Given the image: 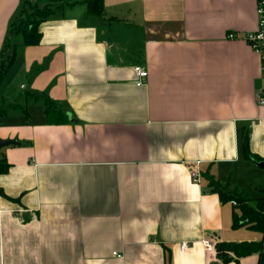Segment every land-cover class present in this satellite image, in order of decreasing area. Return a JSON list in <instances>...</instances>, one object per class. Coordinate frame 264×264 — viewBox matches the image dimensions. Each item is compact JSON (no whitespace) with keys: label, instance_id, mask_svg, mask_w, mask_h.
<instances>
[{"label":"crops","instance_id":"obj_1","mask_svg":"<svg viewBox=\"0 0 264 264\" xmlns=\"http://www.w3.org/2000/svg\"><path fill=\"white\" fill-rule=\"evenodd\" d=\"M26 2L52 8L32 46L10 31ZM258 18L257 0H0V264H258L215 250L263 239L220 196L262 197Z\"/></svg>","mask_w":264,"mask_h":264},{"label":"trees","instance_id":"obj_2","mask_svg":"<svg viewBox=\"0 0 264 264\" xmlns=\"http://www.w3.org/2000/svg\"><path fill=\"white\" fill-rule=\"evenodd\" d=\"M88 13L102 14L103 12V0H84ZM52 12V8L46 6L40 8L38 5H33L26 2L22 8V12L16 22L12 25L10 31L12 34H21L23 36V44L25 46H32L40 43L42 33L39 30V24L46 19ZM10 64H3L0 69V83L3 79V75L7 72ZM47 111H49L54 105L50 99L46 100ZM249 137L246 136L243 139L244 152L246 156L251 155L249 151ZM2 171V170H0ZM211 185L214 190L221 191L218 183L212 179ZM262 197L256 199V207L249 204V196L244 194L233 193L231 195L221 191L220 196L225 201H231L235 207L239 209L240 213H234V225L233 227H240L247 225L263 235L261 241H241V242H225L221 241L215 245L218 258L222 262H228L235 257L249 256L253 253H259L258 264L264 262V187L260 190Z\"/></svg>","mask_w":264,"mask_h":264},{"label":"built area","instance_id":"obj_3","mask_svg":"<svg viewBox=\"0 0 264 264\" xmlns=\"http://www.w3.org/2000/svg\"><path fill=\"white\" fill-rule=\"evenodd\" d=\"M257 8H258V28L255 31L248 32L244 38L249 42L251 47L254 49L256 53H259L262 55L263 58V63H264V0H257ZM230 37H233L232 34H230ZM264 69V65H263ZM135 72L137 75V81H136V86H143L146 84L145 80L147 79L149 72L143 67L139 66L135 67ZM258 103L259 104H264V92L260 93V95L257 96ZM197 163L190 171V176L193 178V181L196 183H199L201 180V176L199 173V168H198ZM204 245L206 249H212L213 244L208 240L204 239ZM189 247V244L187 242H182L180 245L181 251L187 250ZM113 254L118 255L119 257H122V254H118L117 252H114Z\"/></svg>","mask_w":264,"mask_h":264},{"label":"water","instance_id":"obj_4","mask_svg":"<svg viewBox=\"0 0 264 264\" xmlns=\"http://www.w3.org/2000/svg\"><path fill=\"white\" fill-rule=\"evenodd\" d=\"M14 143H15V141L10 140V139H5V140L0 139V149L4 148L5 146H8V145L14 144ZM0 157H1L0 159H2V156H0ZM258 165H259L260 167H262V166L264 167V161L259 162Z\"/></svg>","mask_w":264,"mask_h":264},{"label":"rangeland","instance_id":"obj_5","mask_svg":"<svg viewBox=\"0 0 264 264\" xmlns=\"http://www.w3.org/2000/svg\"><path fill=\"white\" fill-rule=\"evenodd\" d=\"M16 91H17V92L20 91L22 94L25 93V90H23V89L20 87V85L17 87V90H16Z\"/></svg>","mask_w":264,"mask_h":264}]
</instances>
